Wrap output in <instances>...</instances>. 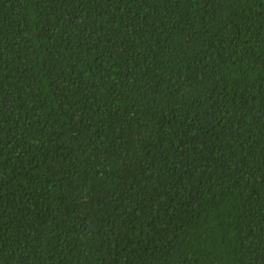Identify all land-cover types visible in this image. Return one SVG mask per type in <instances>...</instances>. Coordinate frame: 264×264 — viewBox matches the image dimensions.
Here are the masks:
<instances>
[{
    "label": "trees",
    "instance_id": "trees-1",
    "mask_svg": "<svg viewBox=\"0 0 264 264\" xmlns=\"http://www.w3.org/2000/svg\"><path fill=\"white\" fill-rule=\"evenodd\" d=\"M0 264H264V0H0Z\"/></svg>",
    "mask_w": 264,
    "mask_h": 264
}]
</instances>
